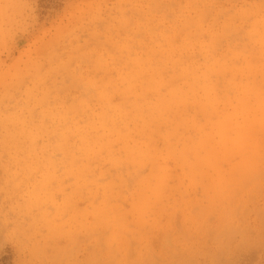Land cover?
Returning a JSON list of instances; mask_svg holds the SVG:
<instances>
[{"label":"rangeland","instance_id":"rangeland-1","mask_svg":"<svg viewBox=\"0 0 264 264\" xmlns=\"http://www.w3.org/2000/svg\"><path fill=\"white\" fill-rule=\"evenodd\" d=\"M0 264H264V0H0Z\"/></svg>","mask_w":264,"mask_h":264}]
</instances>
